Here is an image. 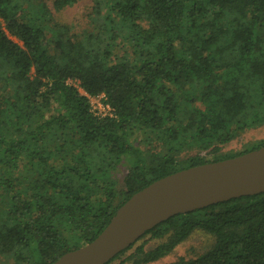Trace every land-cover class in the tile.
I'll list each match as a JSON object with an SVG mask.
<instances>
[{
  "label": "trees",
  "instance_id": "1",
  "mask_svg": "<svg viewBox=\"0 0 264 264\" xmlns=\"http://www.w3.org/2000/svg\"><path fill=\"white\" fill-rule=\"evenodd\" d=\"M88 18L76 34L43 0H0V264H52L153 182L264 146L222 152L264 124V0H91ZM197 231L211 247L174 264H264V192L171 217L121 263Z\"/></svg>",
  "mask_w": 264,
  "mask_h": 264
},
{
  "label": "water",
  "instance_id": "2",
  "mask_svg": "<svg viewBox=\"0 0 264 264\" xmlns=\"http://www.w3.org/2000/svg\"><path fill=\"white\" fill-rule=\"evenodd\" d=\"M263 192L264 146L178 171L132 195L93 241L52 264H107L171 217Z\"/></svg>",
  "mask_w": 264,
  "mask_h": 264
},
{
  "label": "rangeland",
  "instance_id": "3",
  "mask_svg": "<svg viewBox=\"0 0 264 264\" xmlns=\"http://www.w3.org/2000/svg\"><path fill=\"white\" fill-rule=\"evenodd\" d=\"M43 1L48 6L53 16V19L62 25L70 27L72 32L80 34L83 31L89 29L88 17L90 14L91 0H79L74 5L66 7L59 12L54 11L52 6V0ZM14 41L16 42L15 39ZM73 85L78 87V83H75ZM80 92L83 93L81 90ZM92 98L93 99L89 100V102L91 111L94 114L96 113L102 116L110 114V112L104 107L105 101L103 100L102 95ZM134 140H136L135 143L139 146L145 147V144L142 141V133L136 131ZM262 140H264V124L263 126H259L255 129H247L232 142L223 146L222 152L227 154L239 153L242 152L248 145H252ZM122 169L117 174L119 178H121ZM158 243L159 241L148 240V237L142 238L135 242V245L131 250L127 251L124 256L118 258L112 264H130V262L121 263V261L123 260L124 262L126 257L129 256L135 250V247H139L142 245L145 251H150L155 248ZM212 244L213 238L211 236L206 235L203 232L197 231L191 234L190 237L183 243L179 244L170 254L151 264H174L178 262L180 258H184L185 260L194 259L197 256L202 255L204 252H206Z\"/></svg>",
  "mask_w": 264,
  "mask_h": 264
},
{
  "label": "built area",
  "instance_id": "4",
  "mask_svg": "<svg viewBox=\"0 0 264 264\" xmlns=\"http://www.w3.org/2000/svg\"><path fill=\"white\" fill-rule=\"evenodd\" d=\"M102 98H103V100L105 101V103H104L105 106H104V107L110 112L109 116H111V109H110V107L108 106V104L106 103L105 97H104L103 95H102ZM91 99H93V98L90 97L89 100H91ZM93 114H94V113H93ZM94 115H95V116H102V115H98V114H96V113H95ZM103 116H105V115H103Z\"/></svg>",
  "mask_w": 264,
  "mask_h": 264
}]
</instances>
